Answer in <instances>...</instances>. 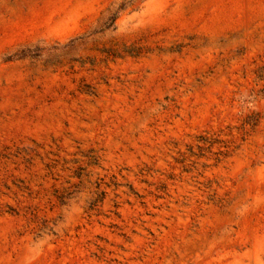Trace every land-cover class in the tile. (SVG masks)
Wrapping results in <instances>:
<instances>
[{"label": "rangeland", "instance_id": "1", "mask_svg": "<svg viewBox=\"0 0 264 264\" xmlns=\"http://www.w3.org/2000/svg\"><path fill=\"white\" fill-rule=\"evenodd\" d=\"M0 264H264V0H0Z\"/></svg>", "mask_w": 264, "mask_h": 264}]
</instances>
